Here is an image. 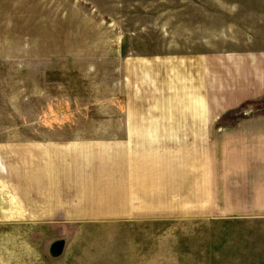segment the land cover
<instances>
[{
    "label": "rangeland",
    "instance_id": "obj_1",
    "mask_svg": "<svg viewBox=\"0 0 264 264\" xmlns=\"http://www.w3.org/2000/svg\"><path fill=\"white\" fill-rule=\"evenodd\" d=\"M261 57L264 0H0V167L16 161L2 146L43 138L57 170L67 156L81 172L125 153L152 167L131 202L139 185L93 186L49 221L23 208L6 219L0 199V264H264V210L187 206L189 164L203 168L205 149L187 122L204 119V97L212 117L231 105L218 120L264 115ZM235 77L244 94L226 96L221 80Z\"/></svg>",
    "mask_w": 264,
    "mask_h": 264
},
{
    "label": "crops",
    "instance_id": "obj_2",
    "mask_svg": "<svg viewBox=\"0 0 264 264\" xmlns=\"http://www.w3.org/2000/svg\"><path fill=\"white\" fill-rule=\"evenodd\" d=\"M260 59L264 61V58ZM257 60L259 57L255 59L256 62ZM224 64L221 63V70L227 67H224ZM234 64L237 66V63ZM223 77L224 75H222V79ZM239 81L238 77H235L234 82L221 80L220 88L226 90V96L228 91H231L232 96H242L244 92L239 94ZM204 100H206L202 111L204 119L187 122L188 128L194 130L189 136L195 139V142L196 140L199 143L203 141L205 148L203 168L196 170V164L191 166L189 164L187 206L194 210H204V212L208 210L210 213L221 214L237 207L246 210H264V115H260V110L252 109L248 111L247 116L245 115L239 120H218L231 105L222 106L220 104V110L214 111L216 115L212 117L211 106L207 103L208 99L204 97ZM150 124V127L154 124L158 125L155 122ZM143 125L148 128L149 124L143 123ZM196 129L200 131L196 132ZM129 134L128 131H125L124 135L128 137ZM145 136L149 139L151 135L146 133ZM42 140L46 143H41ZM42 140L38 141V144L18 143L17 145L2 146L12 151L10 156L17 162H14V168L0 167L1 180L12 183L11 190L5 191L4 198L0 197L2 200H11L9 206L3 211L6 219L22 218L23 211L19 209L23 208L30 209L27 213L33 215L35 219L49 221L52 218L51 210L54 208L61 210L78 208L79 205H75L73 202L79 199L80 190L84 193L83 199L88 201L93 186L106 187L109 192V188L122 189L123 187L125 190L126 187L139 185L140 189L138 190L135 189L133 192L128 190L131 193L129 197L125 195V202H131L134 192H147V173L152 170V167L147 168L148 164L146 163L143 167L146 172L137 168L133 169L132 157L127 153L119 157L117 164H115V156H112L113 158L105 156L102 159H96L100 160L102 165L97 168V165H90L89 169H83L81 172L78 165L69 166L70 161L77 160L67 156L64 158L66 164H60V170H57L52 164V145L50 142L47 143V138ZM88 155L89 158L86 160L93 161L92 157L95 155ZM70 168H76V171H72ZM152 174L157 175L156 173ZM171 176H174V173H171ZM192 177L194 178L193 182ZM195 177L198 179L196 180ZM196 184L199 186L198 192L195 189ZM65 187H72L73 190L71 188L67 191ZM175 193L173 194L175 195ZM113 194L114 196H109L108 193L95 196L90 200L117 201L120 197L118 191ZM139 198L142 196L140 195ZM19 202L22 205L17 207ZM56 202L59 204H55ZM196 202L198 204H195ZM114 205L98 206L107 208ZM92 207L93 205L84 206L87 209ZM125 207L131 208V204L125 205Z\"/></svg>",
    "mask_w": 264,
    "mask_h": 264
}]
</instances>
